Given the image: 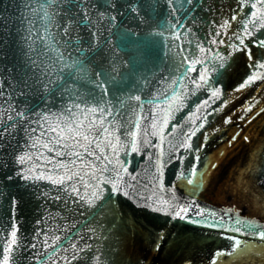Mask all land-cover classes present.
Returning a JSON list of instances; mask_svg holds the SVG:
<instances>
[{"label": "snow or ice", "instance_id": "6c2138e0", "mask_svg": "<svg viewBox=\"0 0 264 264\" xmlns=\"http://www.w3.org/2000/svg\"><path fill=\"white\" fill-rule=\"evenodd\" d=\"M192 5L193 0H23L20 4L19 32L15 34L19 56L16 62L9 61L5 70L15 96L24 104L12 99L13 92L5 93L0 88V95L10 100L4 106L6 111L0 109V191L9 193L12 209L25 195L39 200L51 197L61 203L56 220L35 221L41 227L34 228L36 235L29 237L31 243L20 235L19 221L11 217L9 228L0 234V264H19L18 258L26 250L37 248L48 252L43 257L29 255L33 264H53L48 256L53 251L57 255L55 264H151L148 256L130 243L137 236L153 253L169 241L177 250L173 264H239L256 256L264 259V195L255 198L260 209L257 215L243 217L237 210L235 220L228 216V222L223 223L224 216L206 210L192 192L183 198L176 192L180 184L195 189L205 182V174L210 179L219 163L217 156L236 144L241 129L228 132L224 128L227 135L220 136L221 147L208 153L206 164L201 154L207 153L210 134L219 132L221 126L205 131L203 140L195 146L192 137L187 136L186 143L167 155L168 164L176 162L175 178L170 184L165 183V153L158 146L152 180L159 190L170 193L160 198L142 194V189L128 183L124 178L130 175L126 163L118 160L117 167H111L107 156L102 162L95 151L91 152L96 163L86 156L94 140L107 141L115 155L122 146L126 151L130 148L139 152L150 143L147 129L141 133L142 116L128 113L133 116L134 128L117 117L133 103L143 113L151 88L147 78L141 82L143 73L137 68L141 63H155L162 37L167 41L164 52L171 67L160 69L157 65V70L167 77L161 84L171 95L164 96L157 89L154 99H148L149 104L170 105L181 93L205 91L211 95L200 100L196 109L222 100L213 109L220 111L230 103L225 91L229 82L232 94L257 81L264 84V0H204L199 5L204 9L203 20L191 11ZM4 20L5 14L0 12V22ZM124 22L132 27L124 26ZM10 32L11 28L0 37L4 45L0 54L4 56ZM4 83L0 81V85ZM65 96L69 97L65 110H74L67 116L63 111L41 113L46 107L45 98L54 102ZM250 108L252 104L248 103L241 110ZM33 115L40 119L33 121ZM253 115L240 119L250 121ZM232 120L231 114L224 116L223 124ZM194 124L195 128L188 129L192 135L206 121ZM126 126L129 131L124 132ZM152 127H157L155 120ZM100 128L103 136L94 135ZM252 139L251 135H243L249 143ZM181 149L189 150L190 155L179 154ZM262 153L264 139L253 148L249 167ZM38 180L49 181L55 187L45 186L42 191L34 183ZM127 201L150 209L154 219L144 223L127 215ZM180 221L217 231H201L195 237L173 233ZM239 233L257 238L259 243L244 240Z\"/></svg>", "mask_w": 264, "mask_h": 264}, {"label": "water", "instance_id": "95a60500", "mask_svg": "<svg viewBox=\"0 0 264 264\" xmlns=\"http://www.w3.org/2000/svg\"><path fill=\"white\" fill-rule=\"evenodd\" d=\"M22 2L23 0H0V12L5 14V20L0 22V28L4 29L3 32H0V37H3L6 32H9V28H11L7 56L0 54V81H5L3 85H0V88H2L5 93L9 91L13 92L12 99H15L16 102L21 105L24 104V101L19 100V98L15 96V90L11 87L12 81L8 79L9 73L5 70V65H7L9 61L16 62L19 56L15 50V46L18 44L15 34L19 32V20L21 17L20 4ZM203 2L204 0H193V5L191 7V11L201 20L204 18V9H199V5ZM211 2L212 0H208V3ZM181 23H185V21L182 20ZM124 26L132 27V24L124 22ZM198 27L204 30L202 26ZM165 28H167V25H165ZM20 35H22V33H20ZM166 42V39L162 37L161 47L155 63H141L137 68V72L143 73L141 82L144 78H147L150 82L148 87L151 88V91L147 92L143 105V113H141L140 109L133 103L129 105L127 112H124L121 117H117V119L126 125L132 123V127L134 128L133 116H142L141 133L144 132L145 128L147 129L150 143L144 145V148L139 152H133L130 148L126 151L122 146L119 154L115 155L113 154L111 144L107 141L94 140L89 145V152L86 154L87 159L96 163L95 158L90 154L95 151L102 162L105 156H107L108 160L111 161V167H117L118 160L122 163H126L130 175L125 174L124 178L128 183L136 187L137 190L142 189V194L160 198L170 195L166 190H159L156 186L157 182L152 180V177L155 175V156L159 154L160 147L163 148L165 153V183L170 184L175 178L174 170L176 162L173 161L171 164H168L167 155L170 151H173L174 148L186 143L187 136L192 137V144L195 146L203 140V133L205 131H210V129L215 128L218 124L221 126L219 132L210 134L207 142V153L202 152L201 154L206 164L209 159L208 153H215L217 149L221 147L220 136L227 135L223 129L227 128L228 132H231L234 128H239L242 130L241 138L234 146L227 148L222 156H217L219 163L215 170L211 172L210 179L207 174H205V182L199 184L195 189H192L186 184H180L176 192L182 198L189 196L190 192H192V194L196 195L200 205L206 210L211 209L223 215V223L228 222V216H231V218L235 220L237 210L239 215L243 217L257 215L260 209L256 206L255 198L264 195V153L256 156V162L252 167H249V161L253 156V148L261 139H264V84L257 81L253 86H249L239 93L232 94V85L231 82H229L225 91L229 93L230 103L220 111H213V109L218 108L222 100H213L208 103L207 108L201 106L200 109H196V104H198L200 100H206V97L211 95L205 91L191 94L181 93L170 105L163 102L159 104H149L147 102L148 99H154L153 92L157 89H159L164 96L170 97L171 95L170 91H166L165 87L161 84V81L167 79V77L161 76L157 70V65H159L160 69H170L171 67L168 60L165 58L167 55L164 52V45ZM3 46V44H0V48ZM185 47H187V44H185ZM240 68L242 70V66H240ZM18 70L22 72L23 68L18 66ZM172 74L175 75V73ZM124 91L127 92L128 89H124ZM132 94L143 95V93ZM28 95L31 97L32 93ZM77 95H79V93H77ZM38 99L39 96H36L35 100ZM68 99V96H65L63 100L58 97L54 102H48L47 98H45L46 107L41 108V113L43 111H50L52 113L63 111L64 115L67 116L69 111H74L65 110V102ZM9 102L10 100L7 95H0V109L6 111L4 106ZM73 102L76 103L78 101ZM248 103L252 104V108L242 111L241 109L245 108ZM153 109H155V111H153ZM234 109L235 112L233 111ZM33 112H36L35 108H33ZM129 112H132L133 116H129ZM189 112L193 113L192 117L188 116ZM253 112L254 115L250 121H241L240 117H247ZM230 114L233 116V120L227 125L223 124L224 116ZM31 119L33 121L39 120L40 116L33 115ZM153 120L156 121L157 125L155 129L152 127ZM200 120H205L206 124L197 129L195 135L189 133L188 129L190 127H196L194 121L198 122ZM31 126L34 128L36 127L35 124ZM123 131H129L128 127L126 126ZM22 133L23 129L21 130V134ZM152 133L155 134L153 135ZM39 135L40 133L37 132V136ZM94 135L103 136V129H98ZM243 135H251L253 138L252 142L249 143L243 140ZM161 137H163V139H161ZM101 149H107V152H102ZM149 153L153 155L149 156ZM49 154L55 155V153H52L50 150ZM179 154H183L187 157L190 155V152L189 150L181 149ZM201 167H203V165H201ZM119 170L123 171L122 168ZM34 183H36L42 191L45 186L55 187L46 180H38ZM25 191L27 190L25 189ZM13 194H15V190ZM8 197L9 193L6 190L0 191V234L3 233L5 228H9V220L14 216L19 221L20 235L28 243H31L29 237L36 235L34 228L41 227V225L35 223L36 220L48 222L49 218L52 220L57 219L56 214L60 208L61 202H57L51 197L46 198V200H39L38 198L25 195L15 209L11 208ZM227 209L233 210L226 212ZM125 210L127 215L134 216L144 223H150L154 219L150 209L138 208L131 201L126 202ZM45 212L49 213L48 217L45 216ZM204 215L208 216V212L205 211ZM257 218H259V216H257ZM215 222L219 223V221ZM48 227L51 228L52 225L49 223ZM209 230H211L213 234L217 231V229L214 228L208 229L185 221H180L178 226L172 229L173 233L179 231L182 234L192 237H195L197 233L201 231L207 232ZM224 230L227 231V229ZM239 235L244 240L256 241L259 243L257 238L250 235L245 233H239ZM130 243L137 251L145 253L150 259L151 264H173L176 259L177 250L170 246L169 241H165L162 248L155 253L146 250L139 236L130 241ZM216 243H220V241L217 240ZM47 252L48 250L40 248L26 250L23 256L18 258L19 264H33L32 261L28 260L29 255H40L43 257ZM48 256L51 262L55 264L57 260L55 252L48 253ZM35 264H39V262L37 261ZM239 264H264V259L256 256L250 258V261L241 260Z\"/></svg>", "mask_w": 264, "mask_h": 264}]
</instances>
